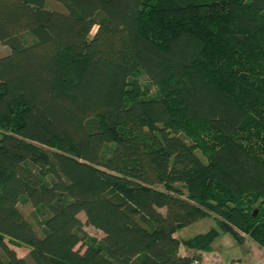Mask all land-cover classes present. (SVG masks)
<instances>
[{
    "label": "trees",
    "instance_id": "obj_1",
    "mask_svg": "<svg viewBox=\"0 0 264 264\" xmlns=\"http://www.w3.org/2000/svg\"><path fill=\"white\" fill-rule=\"evenodd\" d=\"M0 44V264H201L223 234L264 249V133L244 140L264 0H0Z\"/></svg>",
    "mask_w": 264,
    "mask_h": 264
},
{
    "label": "rangeland",
    "instance_id": "obj_2",
    "mask_svg": "<svg viewBox=\"0 0 264 264\" xmlns=\"http://www.w3.org/2000/svg\"><path fill=\"white\" fill-rule=\"evenodd\" d=\"M28 41H31L30 38H27ZM10 51V48L7 46L0 44V57L7 55ZM258 60V59H257ZM141 82L143 84H148L146 79L142 78ZM151 93L153 95H158V89L154 86H150ZM256 121L258 123H254L255 125L250 124L254 128H248L247 131L244 133V140L245 142L256 148V146H261L263 144L262 133H264V126L262 125L264 122L260 120L259 116H256ZM188 130L191 132V136H188L189 141H198L204 142V140H211L216 136V132L212 129L203 132V130L198 129L193 126L185 125ZM218 138V134L216 136ZM213 142V141H212ZM210 142V143H212ZM202 155V153H200ZM22 211L25 213L27 218L37 227V221L34 217V210L31 205L22 206ZM83 221L85 220V215H81L80 217ZM209 225L214 227V223L210 219H206L202 223L198 225L190 226L184 230H181L177 233V238L182 239H190L197 234L206 233L209 231ZM86 231L89 233L90 236L100 238V233L96 232L93 228L87 227ZM11 248L16 250L19 257H22L24 253H26L25 249L22 247H14L10 245ZM216 248L220 249L221 255L220 263L221 264H231L234 262H238L241 264H253V262L259 264H264V249L261 248L257 243L252 241L251 239H247L244 245H239L236 241L232 238L229 234L221 235L215 242ZM186 252V248L182 245L181 246V255Z\"/></svg>",
    "mask_w": 264,
    "mask_h": 264
},
{
    "label": "crops",
    "instance_id": "obj_3",
    "mask_svg": "<svg viewBox=\"0 0 264 264\" xmlns=\"http://www.w3.org/2000/svg\"><path fill=\"white\" fill-rule=\"evenodd\" d=\"M206 219H204V220H202V221H200V222H198V223H196V224H194V225H198V224H200V223H202L203 221H205ZM211 220V219H210ZM85 221V220H84ZM83 221V222H84ZM212 222H213V220H211ZM214 223V222H213ZM191 226H193V225H191ZM216 225H215V223H214V227H215ZM190 227V226H189ZM214 227H212V225H209V231L212 229V228H214ZM90 228H92V227H90ZM188 228V227H187ZM85 229H87V227L85 228ZM94 229V228H93ZM186 229V228H185ZM95 230V229H94ZM184 230V229H183ZM96 232H98V233H100L99 231H97V230H95ZM180 232V231H179ZM178 232V233H179ZM207 233V232H206ZM201 234H205V233H201ZM100 235H101V237L100 238H102V236H103V234L102 233H100ZM177 235V234H176ZM197 235H200V234H197ZM196 235V236H197ZM195 237V236H194ZM193 238V237H192ZM179 240H181V241H185V240H188V239H182V238H178ZM216 242V241H215ZM182 246V245H181ZM25 249V248H24ZM25 251H26V253H24L23 254V256L21 257V258H26L27 256H28V254L30 253V250H28V249H25ZM180 252H181V248H180ZM193 253L194 252H192V251H189V250H187L186 249V252L185 253H183V255H185V256H191V255H193ZM181 254V253H180ZM221 255V251H220V249H218V248H216V246H215V243L213 244V247H212V251L211 252H209V253H203V260H202V263L201 264H221L220 263V258H219V256ZM218 259V263H215L214 262V259ZM231 264H241V263H238V262H234V263H231ZM253 264H259V262H257V263H255V262H253Z\"/></svg>",
    "mask_w": 264,
    "mask_h": 264
},
{
    "label": "built area",
    "instance_id": "obj_4",
    "mask_svg": "<svg viewBox=\"0 0 264 264\" xmlns=\"http://www.w3.org/2000/svg\"><path fill=\"white\" fill-rule=\"evenodd\" d=\"M214 262H215V263H218V259L215 258V259H214Z\"/></svg>",
    "mask_w": 264,
    "mask_h": 264
}]
</instances>
